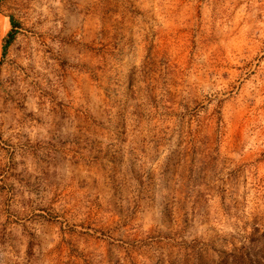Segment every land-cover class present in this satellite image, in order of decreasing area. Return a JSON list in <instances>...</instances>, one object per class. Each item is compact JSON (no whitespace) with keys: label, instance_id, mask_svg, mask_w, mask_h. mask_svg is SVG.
Wrapping results in <instances>:
<instances>
[{"label":"rangeland","instance_id":"374dc122","mask_svg":"<svg viewBox=\"0 0 264 264\" xmlns=\"http://www.w3.org/2000/svg\"><path fill=\"white\" fill-rule=\"evenodd\" d=\"M0 264H264V0H0Z\"/></svg>","mask_w":264,"mask_h":264},{"label":"trees","instance_id":"16d2710c","mask_svg":"<svg viewBox=\"0 0 264 264\" xmlns=\"http://www.w3.org/2000/svg\"><path fill=\"white\" fill-rule=\"evenodd\" d=\"M12 38H13L12 33H9L7 39L5 40V44L3 46L4 50L7 48L8 44L11 42Z\"/></svg>","mask_w":264,"mask_h":264}]
</instances>
